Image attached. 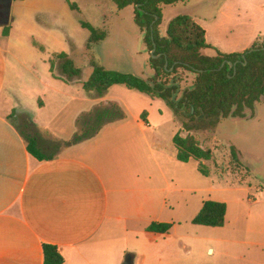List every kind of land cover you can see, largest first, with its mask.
<instances>
[{
  "label": "crops",
  "instance_id": "1",
  "mask_svg": "<svg viewBox=\"0 0 264 264\" xmlns=\"http://www.w3.org/2000/svg\"><path fill=\"white\" fill-rule=\"evenodd\" d=\"M217 1L188 0L163 6L161 35L171 18L187 14L204 29L207 42V30L196 20V12ZM95 3L9 1L6 35L0 26V264H42L45 243L57 247L62 264H123L126 256L132 264H197L199 252L228 253L223 250L239 242L232 226L226 227L229 203L237 198L231 197L229 185L221 183L234 175L216 172L212 161L201 160L208 169L204 175L197 160L176 158L172 137L181 125L162 99L122 84L111 85L101 96L82 88L92 71L90 56L107 69L140 77H145L142 69L147 66L145 59L133 54L140 30L134 21L125 23L119 13L131 10L133 20V7L117 9L111 0L108 8L117 13L108 14L112 24L102 40L114 38L111 47L101 50L99 42L86 51L89 31L80 20L101 26V20H91L84 10V5L95 9ZM250 39L242 41L239 49L248 48ZM237 49L217 50L231 53ZM59 52H66L81 69L78 79L65 82L52 75L49 60ZM202 52L214 53L211 48ZM56 67L57 63L55 71ZM152 72L150 68L148 73ZM191 81V75L184 80ZM109 102L120 107L123 117L105 123L93 136L62 147L46 160H38L26 149L17 127L25 117L41 132L69 140L81 113ZM263 104L264 98L253 117L224 118L214 131H198L194 136L213 154L214 145H233L248 175L255 165L245 163L244 156L264 161L261 137L248 135L244 146L242 139L229 134L226 146L216 133L224 120L261 123ZM41 138L49 141L46 136ZM258 186L264 188V178ZM260 193L264 196V191ZM206 199L226 204L222 226L191 222ZM151 222L172 225L168 232L158 233L146 230Z\"/></svg>",
  "mask_w": 264,
  "mask_h": 264
},
{
  "label": "trees",
  "instance_id": "2",
  "mask_svg": "<svg viewBox=\"0 0 264 264\" xmlns=\"http://www.w3.org/2000/svg\"><path fill=\"white\" fill-rule=\"evenodd\" d=\"M111 1L117 9L128 5L133 7V21L141 32L142 43L149 53L148 65L153 72L140 77L132 72L107 69L90 56L88 63L92 71L82 81V88L101 96L111 85L122 84L151 98L162 99L181 125L180 130L172 137L176 158L182 162L197 160L198 170L207 175L208 169L201 160H210L213 152L210 147H202L194 133L212 132L224 118L254 116L256 105L264 98V41L255 40L242 52L224 53L206 42L204 29L187 14L171 18L165 35H161L159 25L162 7L183 4L188 0ZM68 3L72 9H77L76 4ZM80 24L89 31L85 43L87 52L108 35L106 26L96 28L83 20H80ZM8 30L7 22L2 27V33L6 35ZM153 47L152 55L156 56L150 54ZM205 48H211L214 53H203ZM49 61L50 71L56 78L71 82L80 76L81 69L66 52L53 53ZM223 61L225 63L220 67ZM226 61L235 64L230 67ZM180 70L191 74L192 81L189 84L180 77ZM122 117L123 112L116 103L99 104L77 117V129L69 140L57 139L41 132L28 117L17 127L26 142L28 152L38 160H46L55 154L47 152L48 146L57 151L80 142L96 134L105 123ZM182 132L186 134L183 135ZM41 136L48 137L49 141L46 142ZM229 151L232 158L240 164L237 149L229 145ZM225 212L224 202L206 199L191 222L219 227L224 223ZM171 225L151 222L146 230L165 233ZM42 251V264H62L63 257L56 246L45 243Z\"/></svg>",
  "mask_w": 264,
  "mask_h": 264
},
{
  "label": "rangeland",
  "instance_id": "3",
  "mask_svg": "<svg viewBox=\"0 0 264 264\" xmlns=\"http://www.w3.org/2000/svg\"><path fill=\"white\" fill-rule=\"evenodd\" d=\"M95 4V9L84 5L85 13L91 20H101V26L96 28L106 26L109 30L112 22L108 14L114 16V13L117 12L108 8L109 0H96ZM119 13L125 18V23L133 24L131 10H122ZM103 14H106V17H103ZM196 16V20L207 30L206 39L208 44H216L212 46L219 50L220 48H238L237 51L242 52L244 50L239 49L242 46V41L249 36H251L252 40L250 39L249 43H247L248 47L255 40L264 41V0H220L200 9L196 12ZM87 23L90 24L89 21ZM90 25L93 26L92 24ZM113 40L114 38L104 42L100 41L98 47L101 50L107 46L111 47L110 42ZM206 52L209 53L210 50L207 49ZM133 54L145 59L147 66L145 71L142 69V73L143 75L149 74V53L145 45L140 41V35L133 48ZM83 73L86 74V71H83ZM178 73L185 81L191 75L181 70ZM258 109L257 106V114L260 116ZM261 116L263 117L261 123L250 120L239 122L222 121L220 126H218L220 132L216 133V135L220 136V138L218 137L219 142L224 143L226 146L229 145L228 136L233 134V136L242 139L245 146L248 135L254 133L259 138L261 137V143L264 145L263 112H261ZM200 139L202 140V137ZM214 149L215 151L210 161H212L215 171H229L234 175L227 178V183L223 181L221 184L222 186L229 185L232 189L229 192L231 197L237 198L231 204L229 203L230 209L226 219V227L232 226V229L236 232L235 238L239 242L230 244V250H223L228 253L215 251L212 254L209 250L206 251V254L199 252L197 264H264V196L260 193V191H264V188L261 190L260 186H258L264 178V168H262L264 161L244 156L243 160L245 163L249 162L255 165V169L250 170L249 174L246 175L240 164L230 155L228 146L226 148L224 145L218 144L214 145ZM47 152L55 153L56 150L49 148ZM240 177L243 179H240Z\"/></svg>",
  "mask_w": 264,
  "mask_h": 264
},
{
  "label": "water",
  "instance_id": "4",
  "mask_svg": "<svg viewBox=\"0 0 264 264\" xmlns=\"http://www.w3.org/2000/svg\"><path fill=\"white\" fill-rule=\"evenodd\" d=\"M9 1L10 0H0V26H3L5 25L7 22H8V5H9ZM142 40V36L140 37V41ZM154 51V47L150 50V54L152 55ZM152 56H156V55H152ZM227 64L230 66V67H233L235 63L231 62V61H226ZM225 63V61H223L221 64H220V67ZM167 64V61H165V66ZM123 264H132V258L131 257H128L126 256Z\"/></svg>",
  "mask_w": 264,
  "mask_h": 264
},
{
  "label": "flooded vegetation",
  "instance_id": "5",
  "mask_svg": "<svg viewBox=\"0 0 264 264\" xmlns=\"http://www.w3.org/2000/svg\"><path fill=\"white\" fill-rule=\"evenodd\" d=\"M1 16V15H0Z\"/></svg>",
  "mask_w": 264,
  "mask_h": 264
}]
</instances>
